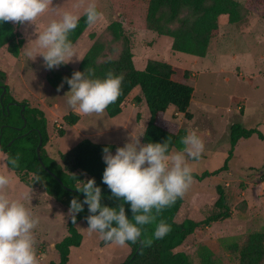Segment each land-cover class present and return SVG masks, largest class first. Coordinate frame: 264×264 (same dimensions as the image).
I'll return each mask as SVG.
<instances>
[{"label":"rangeland","instance_id":"374dc122","mask_svg":"<svg viewBox=\"0 0 264 264\" xmlns=\"http://www.w3.org/2000/svg\"><path fill=\"white\" fill-rule=\"evenodd\" d=\"M76 3L77 0H53L54 8L36 21L38 30L42 31L52 19H59L63 11L84 15L83 8L74 7ZM96 3L104 19L89 27L75 43L78 53L83 60L92 45L103 40L108 43L104 58H117L122 43L109 45L111 36L107 33V27L115 20L114 9L110 0H96ZM226 18L220 20L221 35L211 42L207 57L202 59L173 52L171 38L146 31L140 24L125 31L131 39L138 70H144L150 60L166 62L176 68L178 82L194 87V101L190 105L194 119L188 120L177 111H167L163 119L171 131L195 129L202 136L204 153L199 160L189 161L196 174L212 173L224 166L231 149L230 128L233 124L264 133V21L246 14L243 24L235 26ZM13 24L24 40L22 49L29 39L37 38L36 25ZM22 49L15 58L0 48V69L7 73L5 78L0 76V80L9 86L18 102L26 101L45 112L50 135L47 150L51 157L55 158L58 152H69L84 139L99 145L122 147L133 131L136 136L144 134L150 118L149 109L144 102L136 108L133 106L140 89L126 100L123 112L115 118H110L106 111L102 115L78 114L67 104L65 94L70 89L63 87L58 91L50 85L48 76L53 71L78 70L82 60L49 70L42 57L29 60ZM70 114L79 116L78 123L72 127L64 121ZM61 131L65 132L63 137ZM228 168L221 175L202 182L194 179L183 196L185 205L177 216L178 223L186 218L202 221L208 217L218 199V185L225 187L232 210L229 219L209 227L201 225L182 247L190 255L192 264H202L205 255L212 256L210 264H235L222 248L221 240L264 230V141L257 136L240 140ZM0 173L14 177L12 195L19 198L28 193L30 198L25 203L40 218L35 229L38 264L58 262L56 245L67 236L69 210L43 189L30 188L21 182L20 176L7 168L1 151ZM77 228L83 242L80 247L72 248L68 264H123L131 253L128 244L123 247L112 243L103 245L99 233H89L84 222Z\"/></svg>","mask_w":264,"mask_h":264},{"label":"trees","instance_id":"16d2710c","mask_svg":"<svg viewBox=\"0 0 264 264\" xmlns=\"http://www.w3.org/2000/svg\"><path fill=\"white\" fill-rule=\"evenodd\" d=\"M114 9L115 20L107 27L111 36L110 44L122 43L117 58H104L108 43L97 40L85 54L78 70L68 72H51L48 76L50 85L58 89L65 77L70 78L75 71L84 72L88 67L95 70L98 78H104L109 71L123 75L122 94L118 100L105 110L110 118H115L123 112L126 100L140 89V94L134 97V105L143 102L150 113L148 125L144 131L142 142L155 143L171 140V149L180 150L183 145L180 140L187 130L177 132L167 128L163 117L170 108H175L179 114L188 120L193 118L189 112L194 95V87L190 83L178 82L176 68L166 62L150 60L144 70H138L134 63L131 39L126 35V28H135L140 24L146 31L158 36L172 39L173 52L205 58L209 53L211 42L221 35L220 18L227 16L231 25H241L245 15H255L264 21V0H110ZM89 29L86 16L82 15L78 27L70 33V39L75 44ZM24 45L16 32L13 23L0 24V48L5 49L13 57L20 55ZM110 48V46H109ZM188 75V73H187ZM0 76L7 73L0 69ZM3 86L6 94H3ZM63 87L70 89L67 83ZM22 108H25L24 110ZM25 121L27 122L24 128ZM65 123L72 127L79 121V116L70 114L64 118ZM48 119L43 110L30 106L26 101L18 102L8 85L0 80V151L5 155L6 166L10 171L20 176L21 182L30 188H40L56 202L69 210L71 200L78 197L81 201L84 194L78 192V181L95 178L96 185L102 189V205L118 207L120 200L112 197L111 191L102 181L107 165L103 159V149L109 147L114 153L116 145H99L84 139L67 153L58 152L53 158L48 154L50 143ZM65 135L64 131L60 136ZM257 136L264 141V133L258 129H247L240 124L230 128L229 158L224 166L214 172L202 174L193 173L194 179L202 182L205 179L218 176L228 171V162L233 158L240 140ZM42 137L41 158L46 167L55 174L47 172L38 158V146ZM19 157L14 167L10 158ZM68 189H71L68 190ZM218 199L213 205V212L202 221L186 218L177 222V216L182 209L184 199H177L175 204L164 209L156 222L145 226V237L152 239L151 245L141 243L128 245L131 253L123 264H192L190 255L181 251V247L193 236L196 230L205 225L229 219L232 210L228 202L227 192L223 185L217 187ZM126 214L131 219L130 205H126ZM91 213L86 205L77 214L76 223L70 218L67 225V236L57 245L58 262L50 264H68L72 248H78L83 242V236L77 225L84 222L88 227L87 217ZM161 220L171 226V231L162 239H155L153 232ZM103 245L106 243L102 241ZM221 246L235 264H264V230L253 231L244 236H234L221 240ZM202 264H210L212 256H203Z\"/></svg>","mask_w":264,"mask_h":264},{"label":"clouds","instance_id":"9594fccd","mask_svg":"<svg viewBox=\"0 0 264 264\" xmlns=\"http://www.w3.org/2000/svg\"><path fill=\"white\" fill-rule=\"evenodd\" d=\"M74 7L83 8L89 27L104 19L96 0H77ZM53 8V0H0V24L37 26V38L29 39L22 50L29 60L42 57L49 70L82 60L77 45L69 38L81 19L78 12L63 11L59 19H52L42 31L38 30V18ZM123 79V75L112 71L98 78L95 70L88 67L84 72L75 71L70 78L65 77L58 91L67 83L70 91L65 96L74 111L82 115H102L122 94ZM142 136H136L133 131L115 154L109 147L103 149L107 167L102 181L112 197L121 201L118 207L102 205V189L96 185L95 178H91L78 181L75 189L85 198L81 201L74 197L68 212L75 224L77 214L88 205L89 233H99L106 243L121 247L129 242L151 245L152 239H141L145 226L155 223L164 209L183 198L194 180V169L189 161L199 160L205 151L204 140L195 129L188 130L181 138L180 150L170 148L169 138L165 142L143 144ZM18 159V156L10 158L9 163L15 167ZM14 183L12 175L0 173V264H38L35 229L40 218L25 203L30 198L28 193L19 198L12 195ZM126 205H130L131 219L126 214ZM170 231L171 226L161 220L155 226L153 237L162 239Z\"/></svg>","mask_w":264,"mask_h":264},{"label":"water","instance_id":"95a60500","mask_svg":"<svg viewBox=\"0 0 264 264\" xmlns=\"http://www.w3.org/2000/svg\"><path fill=\"white\" fill-rule=\"evenodd\" d=\"M6 92H7V90H6V88L3 86V94H2V96H1V98L6 94ZM22 109L24 110L25 108H22ZM26 124H27V122L25 121L24 128L26 127ZM42 143H43V141H42V137H40V143H39V146H38V149H37V152H38V158H39V160H40V163L42 164L43 168H44L47 172H49L53 177H56L55 174H54L53 172H51V171L46 167V165L43 163V161H42L41 154H40V150H41ZM68 190L71 191V189H68ZM83 199H84V198H83ZM86 207L88 208V205H86Z\"/></svg>","mask_w":264,"mask_h":264},{"label":"crops","instance_id":"0c3cea01","mask_svg":"<svg viewBox=\"0 0 264 264\" xmlns=\"http://www.w3.org/2000/svg\"><path fill=\"white\" fill-rule=\"evenodd\" d=\"M237 1H239V2H242V1H240V0H237ZM226 18L227 16H222L221 18H220V20L222 19V18ZM226 19H228V17L226 18ZM231 25V24H230ZM135 63V62H134ZM146 65H147V63L145 64V67H146ZM193 98H192V101H191V104L193 103ZM133 106L136 108V106L133 104ZM123 110H124V107H123ZM169 112L171 111V113H174L175 111H176V109L175 108H170L169 110H168ZM189 112L192 114V116H193V118L192 119H194V114L191 112V110H190V108H189ZM193 200H195V196L193 197ZM185 205V202H184V204H183V206ZM182 206V207H183ZM181 211V210H180ZM186 244V243H185ZM184 244V245H185ZM183 245V246H184ZM182 246V247H183ZM182 247L180 248L181 249V251H184L183 249H182ZM186 252V251H185ZM187 253V252H186ZM188 254V253H187Z\"/></svg>","mask_w":264,"mask_h":264}]
</instances>
